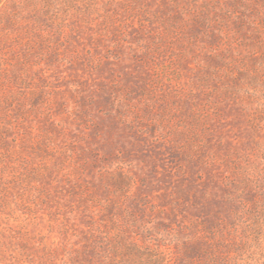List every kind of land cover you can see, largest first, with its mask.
Returning <instances> with one entry per match:
<instances>
[{"label":"rangeland","instance_id":"obj_1","mask_svg":"<svg viewBox=\"0 0 264 264\" xmlns=\"http://www.w3.org/2000/svg\"><path fill=\"white\" fill-rule=\"evenodd\" d=\"M50 2L2 53L5 175L42 173L23 234L55 264H264V0Z\"/></svg>","mask_w":264,"mask_h":264},{"label":"trees","instance_id":"obj_2","mask_svg":"<svg viewBox=\"0 0 264 264\" xmlns=\"http://www.w3.org/2000/svg\"><path fill=\"white\" fill-rule=\"evenodd\" d=\"M50 1L0 0V87H2L6 75L5 58H2L3 50L14 43L19 47H26L28 51H25L24 57L28 62V53L36 51L37 42L33 38L34 33L36 32L38 38L42 41L45 36V30H42V27L53 26V14L49 12ZM45 17L48 20H45ZM26 24H31V26ZM3 132L4 127L0 125L1 147L6 145V137ZM8 153L11 152H3L0 148V264H55L53 261L56 246L47 247L44 243L37 245L36 240L32 237L34 235L33 231H29V236H27L25 231V234H23V229L19 226L23 223L19 212L21 211L22 215H32V204L35 205L33 202L34 193L29 192L33 185L28 182V178L31 177L30 174L40 176L42 173L38 168L37 171L35 167L29 170L28 173L12 172V175L6 177V170H14L11 166L15 165L10 161L8 163V160L6 161L10 157ZM26 174L27 176H25ZM24 177L27 180H24ZM24 182L28 184V189H25ZM26 209L30 213L24 212ZM12 221L15 224H12ZM28 221L30 222L31 218ZM93 240L96 243L95 245L98 244L99 248H102L101 239L93 237ZM118 242L121 248L115 249V252L123 254L113 257L108 264L131 263L126 259V256L138 255L140 253L139 249L133 244H126L124 240ZM90 247L94 249L93 245ZM92 251L97 254L96 249ZM79 259L80 257L76 260L74 258V261L76 262ZM85 260L83 263L71 262V264H93L90 257ZM70 261L72 260L70 259Z\"/></svg>","mask_w":264,"mask_h":264}]
</instances>
